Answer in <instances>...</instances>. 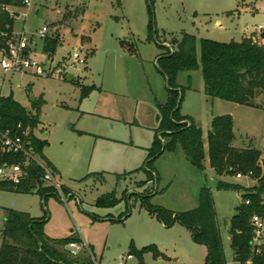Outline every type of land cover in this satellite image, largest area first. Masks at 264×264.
<instances>
[{
  "label": "rangeland",
  "instance_id": "1",
  "mask_svg": "<svg viewBox=\"0 0 264 264\" xmlns=\"http://www.w3.org/2000/svg\"><path fill=\"white\" fill-rule=\"evenodd\" d=\"M17 12L14 36H25L30 57L50 68L51 77L33 72L0 76V96L13 95L29 112H34L35 100L45 101L37 135L49 142L44 155L60 171L56 179L61 192L42 200L35 193L0 190V231L6 225L7 210H15L47 220L44 231L49 238L79 239L78 255L74 256L78 264H120L132 247L141 250L151 246L163 255L155 258L146 253L144 264H205L207 248L194 243L191 231L179 224L166 228L143 207L140 198L157 193L151 199L152 205L187 212L197 207V195L202 187H207L212 192L226 262L236 264L229 230L242 193L217 189L219 178L208 156L205 171L199 172L181 149L165 153L154 165L158 180L151 188L140 183L147 180L144 172L127 182L110 176L106 180L93 176L85 179L90 174L93 139L79 133L85 122L89 125L81 118V111L92 108L97 95L82 100L77 84L123 93L153 91L157 93L153 100L158 97L160 103H166L167 82L157 65L162 54L159 45L174 50V41L183 34L193 35L198 41L241 42L264 27V0H31L30 6ZM151 17L155 34L149 40ZM45 26L49 28L48 37H59L52 58L44 53V39L40 36ZM121 41L135 45L137 55L123 50ZM76 52L84 63L75 61ZM200 57L198 46L199 66ZM70 75L73 81H69ZM178 83L192 88L185 93L181 114L196 121L205 140L213 132V118L231 116L233 146L255 148L264 154L263 96L259 107L211 99L204 93L200 68L181 73ZM237 175L222 180L248 189L257 185L249 175L241 179ZM108 193L116 194L117 205L97 208L98 198ZM133 257L127 264H139Z\"/></svg>",
  "mask_w": 264,
  "mask_h": 264
},
{
  "label": "trees",
  "instance_id": "2",
  "mask_svg": "<svg viewBox=\"0 0 264 264\" xmlns=\"http://www.w3.org/2000/svg\"><path fill=\"white\" fill-rule=\"evenodd\" d=\"M9 8L10 10H4ZM24 0H0V52L8 49V43L15 38L14 28L17 10L24 9ZM11 11H14L12 14ZM154 22L151 17L148 26V39L153 38ZM44 53L52 58L59 44V37L44 38ZM175 49L159 45L162 50L157 62L160 72L167 82L168 100L157 104L159 128L144 171L146 185L158 180L155 163L165 153H174L181 149L191 164L199 171H205V161L209 163L219 178L217 189L242 193V202L230 221L229 234L231 249L236 264H264V247L258 254L253 246L255 228L252 218L264 219V154L255 148H236L233 146L235 134L231 116L215 117L212 130L208 135V150L204 145L201 127L191 117L181 114V104L190 87H182L178 77L183 72L201 69L204 81V93L211 99H220L239 106L259 107V98H264V46L259 36L252 34L241 42L229 44L209 39L200 41L193 35L183 34L173 43ZM200 46V66L197 49ZM121 47L131 55H137L135 45L121 41ZM31 51L27 50V54ZM51 77V76H49ZM190 79V78H189ZM188 79V80H189ZM84 100L94 91V87L77 84ZM179 101L181 103L179 104ZM45 101L41 98L33 103L34 112H29L18 103L13 95L0 96V124L4 131L11 130L21 136L27 149H31L41 161L55 174V166L46 158L44 150L49 146L45 139L35 135L41 125V109ZM20 126V128H19ZM158 134L160 137H158ZM24 164L25 157L0 151V165L4 163ZM27 177L18 186L0 184L1 191L17 194H37L42 200L57 196L54 186L44 181V170L35 162L24 166ZM251 175L257 185L248 189L240 184L225 182L222 179L235 174ZM96 177L98 175H91ZM90 176V177H91ZM117 179H121L120 176ZM66 192L67 189L63 188ZM153 195L143 196L142 205L151 216L156 217L166 228L176 224L187 228L192 233L194 243L207 248L205 264H227L219 234L215 204L210 188L202 187L198 195V206L187 212H173L151 204ZM115 193H108L96 201L97 208H112L117 205ZM249 201V204H246ZM45 219H37L28 213L7 210L6 225L0 231V264H78V260L67 250L71 243H79L73 236L64 239L49 238L44 231ZM129 255L136 256L139 264H144V254L152 253L155 258L163 254L155 247L137 250L132 247ZM87 264H92L87 261Z\"/></svg>",
  "mask_w": 264,
  "mask_h": 264
},
{
  "label": "crops",
  "instance_id": "3",
  "mask_svg": "<svg viewBox=\"0 0 264 264\" xmlns=\"http://www.w3.org/2000/svg\"><path fill=\"white\" fill-rule=\"evenodd\" d=\"M263 33L264 30L254 32L259 36L262 46H264V39L261 38ZM179 85L183 87L180 83ZM92 87L94 91L87 99H92L93 95H97L93 98V107L81 111V118L88 121L89 125L85 122L84 127L79 130L80 134L93 139L89 150L92 155L89 166L90 174L85 179L95 174L98 176L94 178L102 177L106 180V176L112 178L120 176L121 179L117 181L127 182L136 175L145 173L148 151L154 144L159 128L157 104L162 103L159 102L158 97L152 99L153 96H157V93L153 91L151 94L130 91L123 93L119 90L106 89L103 86ZM37 131L35 130V135L39 137ZM46 136L44 134L43 138ZM158 137H160L159 134ZM204 145L208 150V139H204ZM51 163L59 173L56 163ZM143 182L145 181L140 183ZM152 184L153 182H149L145 186L151 188ZM156 195L157 193H153V197Z\"/></svg>",
  "mask_w": 264,
  "mask_h": 264
},
{
  "label": "built area",
  "instance_id": "4",
  "mask_svg": "<svg viewBox=\"0 0 264 264\" xmlns=\"http://www.w3.org/2000/svg\"><path fill=\"white\" fill-rule=\"evenodd\" d=\"M24 5L26 7L31 5V0H24ZM4 10H10L9 8H4ZM12 14H14L11 11ZM264 28L260 26L258 28L259 32H262ZM49 33V28L47 26L40 30L41 38H44ZM30 49L29 43L24 35L15 37L8 43V49L6 51L0 52V76H6L7 74L13 73H26L33 72L38 76H51V69H47L42 63L30 57V53L27 54V50ZM73 58L75 61L84 63L85 60L81 59L78 52L74 53ZM2 88V83H0V91ZM20 128V126H19ZM0 151L11 155H22L25 157L24 164L15 163H4L0 165V184H12L13 186L20 185L23 180L27 177V171L24 166L28 165L30 162H35L44 170V181L51 186H54L57 191L61 192V186L57 183L56 174L46 166V164L39 159V157L31 150L27 149V144L25 140L19 136L14 135L11 130L4 131L0 124ZM251 173L249 176L251 177ZM243 175L238 174L237 178L241 179ZM58 192V194H59ZM62 199L64 196L60 193ZM246 201V204H249ZM252 225L255 228V236L253 240V246L258 254L261 253L264 247V219L259 216H254L252 218ZM79 246L77 243H71L68 245V250L72 256H77ZM134 260L132 255H128L122 260L120 264H127L128 261Z\"/></svg>",
  "mask_w": 264,
  "mask_h": 264
},
{
  "label": "water",
  "instance_id": "5",
  "mask_svg": "<svg viewBox=\"0 0 264 264\" xmlns=\"http://www.w3.org/2000/svg\"><path fill=\"white\" fill-rule=\"evenodd\" d=\"M261 38L264 39V33L261 34ZM68 79H69V81H72L73 76L70 75V76L68 77ZM180 103H181V101H179V104H180ZM213 131H214V130H213Z\"/></svg>",
  "mask_w": 264,
  "mask_h": 264
}]
</instances>
